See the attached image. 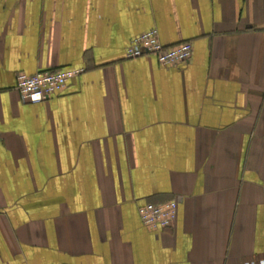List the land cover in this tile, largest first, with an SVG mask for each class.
<instances>
[{
	"label": "crops",
	"instance_id": "1",
	"mask_svg": "<svg viewBox=\"0 0 264 264\" xmlns=\"http://www.w3.org/2000/svg\"><path fill=\"white\" fill-rule=\"evenodd\" d=\"M154 29L188 63L127 59ZM75 69L45 103L17 91ZM263 186L264 0H0V264L261 261Z\"/></svg>",
	"mask_w": 264,
	"mask_h": 264
},
{
	"label": "built area",
	"instance_id": "2",
	"mask_svg": "<svg viewBox=\"0 0 264 264\" xmlns=\"http://www.w3.org/2000/svg\"><path fill=\"white\" fill-rule=\"evenodd\" d=\"M191 55V44H181L173 48L165 47L156 29L133 39L126 50L127 59L135 60L152 56L164 68L186 64ZM84 72V69H75L56 72L45 71L33 76L20 74L17 77L16 88L24 102L42 104L63 93L68 85ZM139 216L144 227L153 231H164L176 223L178 203L170 201L161 205L146 204L139 209ZM247 264H264V260Z\"/></svg>",
	"mask_w": 264,
	"mask_h": 264
}]
</instances>
